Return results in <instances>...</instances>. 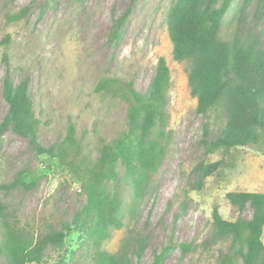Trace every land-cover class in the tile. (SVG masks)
Listing matches in <instances>:
<instances>
[{
  "label": "rangeland",
  "instance_id": "1",
  "mask_svg": "<svg viewBox=\"0 0 264 264\" xmlns=\"http://www.w3.org/2000/svg\"><path fill=\"white\" fill-rule=\"evenodd\" d=\"M174 2L0 0V124L8 109L3 83L9 73L15 84L28 82L41 145L58 154L73 126L81 157L94 162L101 144L125 129L129 107L121 93L98 91V85L104 80L120 86L131 83L144 94L163 57L171 74L167 153L137 209L130 207L131 186L122 187L123 227L112 231L102 247L115 253L125 239L132 238L136 245L142 240L141 256L136 245L129 252L132 262L153 264L155 253L172 241L187 247L171 249L164 264H217L231 239L213 242V211L236 221L239 212L226 195L264 192V155L252 147H236L224 155L207 153L205 142L219 134L224 118L220 111L197 114V100L188 85L190 64L173 59L167 17ZM242 2L233 0L222 22V39L232 38ZM28 6L26 15L14 19ZM126 11L129 15L115 41L111 28ZM245 22L264 35V16L256 22L254 2ZM219 160V171L200 184L195 166ZM118 172L123 175L121 165ZM0 202L9 225L32 238L69 228L64 245L49 248L44 264H93L91 242L75 222L85 202L76 177L56 157L38 155L27 139L11 131L0 132ZM242 216L250 219L251 209ZM4 237L0 222V247ZM0 264H8L4 256Z\"/></svg>",
  "mask_w": 264,
  "mask_h": 264
},
{
  "label": "trees",
  "instance_id": "2",
  "mask_svg": "<svg viewBox=\"0 0 264 264\" xmlns=\"http://www.w3.org/2000/svg\"><path fill=\"white\" fill-rule=\"evenodd\" d=\"M233 0H175L167 17L173 59L190 64L188 85L197 100V114L206 116L220 111L224 125L213 139L206 141L207 153L227 154L236 147H252L264 155V35L256 26H248L245 13L255 3L256 22L264 16V0H243L238 12L237 27L231 39L220 37L223 19ZM24 8L17 19L26 15ZM129 11L114 23L111 38L117 41ZM258 23V22H257ZM170 69L161 57L146 93L141 94L130 83L120 86L112 80L102 81L97 90L119 92L128 101L125 129L111 141H104L94 162L81 157L70 126L63 147L55 154L38 139L40 121L36 116L28 82L15 84L7 73L3 83V98L7 113L0 132L11 131L28 140L38 155L56 157L65 165L80 186L85 198L75 222L92 245L93 264H133L129 252L134 243L125 239L119 250L110 253L103 244L112 231L123 227L119 217L123 201L122 187L131 186L130 207L135 210L151 187L152 177L161 167L167 153L169 134L166 133ZM123 167V175L118 172ZM223 161L200 162L193 169L199 183L217 173ZM121 188H119L120 186ZM226 199L237 209L236 221L224 220L218 209L212 214L213 242L231 239V246L217 264H264V192H229ZM252 211L250 219L242 216ZM92 220L91 225L88 222ZM0 222L5 237L0 247V261L8 264H44L49 248H61L67 237L66 226L61 231L50 230L37 238L9 225L5 208L0 202ZM137 255L144 251L142 240L137 243ZM184 244L169 242L153 264H164L171 249Z\"/></svg>",
  "mask_w": 264,
  "mask_h": 264
}]
</instances>
